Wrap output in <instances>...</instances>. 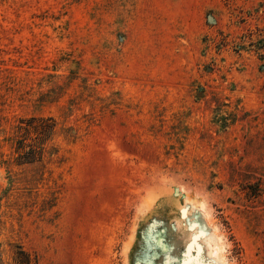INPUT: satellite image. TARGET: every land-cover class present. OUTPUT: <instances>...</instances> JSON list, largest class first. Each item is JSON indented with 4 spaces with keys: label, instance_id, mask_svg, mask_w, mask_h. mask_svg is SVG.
Wrapping results in <instances>:
<instances>
[{
    "label": "rangeland",
    "instance_id": "374dc122",
    "mask_svg": "<svg viewBox=\"0 0 264 264\" xmlns=\"http://www.w3.org/2000/svg\"><path fill=\"white\" fill-rule=\"evenodd\" d=\"M31 116L56 125L17 163ZM17 245L264 264V0H0L2 264Z\"/></svg>",
    "mask_w": 264,
    "mask_h": 264
},
{
    "label": "trees",
    "instance_id": "16d2710c",
    "mask_svg": "<svg viewBox=\"0 0 264 264\" xmlns=\"http://www.w3.org/2000/svg\"><path fill=\"white\" fill-rule=\"evenodd\" d=\"M56 125L52 117L31 116L20 119L13 134V152L17 163L31 162L41 157L42 144L52 134ZM34 136L31 137L30 135ZM13 264H37L36 259L19 245L12 256ZM0 264H2L0 260Z\"/></svg>",
    "mask_w": 264,
    "mask_h": 264
},
{
    "label": "bare ground",
    "instance_id": "6f19581e",
    "mask_svg": "<svg viewBox=\"0 0 264 264\" xmlns=\"http://www.w3.org/2000/svg\"><path fill=\"white\" fill-rule=\"evenodd\" d=\"M187 216H188V215H187ZM201 233H202V232H201ZM201 233H200V234H201ZM196 234H197V233H196ZM193 235H194V234H193ZM196 236H197V235H196ZM196 236H195V237H196ZM199 237H200V235H199ZM194 239H195V238H194ZM194 239H193V240L191 239L192 242L194 241ZM195 240H196V239H195ZM192 242H191L190 244H193ZM196 246H197V245H196ZM198 246H199V245H198ZM188 248H189V247H188ZM189 249H192V248H189ZM187 251H188V250H187Z\"/></svg>",
    "mask_w": 264,
    "mask_h": 264
}]
</instances>
